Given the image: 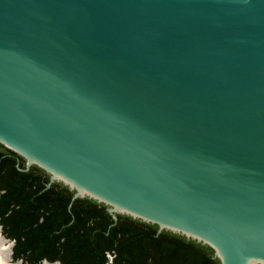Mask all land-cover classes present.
<instances>
[{
	"label": "water",
	"instance_id": "obj_1",
	"mask_svg": "<svg viewBox=\"0 0 264 264\" xmlns=\"http://www.w3.org/2000/svg\"><path fill=\"white\" fill-rule=\"evenodd\" d=\"M0 144L114 220L264 264V0H0Z\"/></svg>",
	"mask_w": 264,
	"mask_h": 264
},
{
	"label": "trees",
	"instance_id": "obj_2",
	"mask_svg": "<svg viewBox=\"0 0 264 264\" xmlns=\"http://www.w3.org/2000/svg\"><path fill=\"white\" fill-rule=\"evenodd\" d=\"M0 144V226L11 259L58 264H220L207 245L128 216L73 192ZM108 256H111L109 262Z\"/></svg>",
	"mask_w": 264,
	"mask_h": 264
},
{
	"label": "rangeland",
	"instance_id": "obj_3",
	"mask_svg": "<svg viewBox=\"0 0 264 264\" xmlns=\"http://www.w3.org/2000/svg\"><path fill=\"white\" fill-rule=\"evenodd\" d=\"M0 243H1V245H0L1 249L4 250L5 252H7V249H8V246L10 245V242L8 240H4V242L1 241ZM4 264H20V261H12L11 256H10V259H7Z\"/></svg>",
	"mask_w": 264,
	"mask_h": 264
},
{
	"label": "bare ground",
	"instance_id": "obj_4",
	"mask_svg": "<svg viewBox=\"0 0 264 264\" xmlns=\"http://www.w3.org/2000/svg\"><path fill=\"white\" fill-rule=\"evenodd\" d=\"M0 242H1V240H0ZM0 245H1V243H0ZM3 246H4V245H3ZM4 247H5V246H4ZM6 249H7V248H6ZM8 255H9V246H8L7 252H5L4 250H2V249H1V246H0V264H4L5 261H6L7 259H9Z\"/></svg>",
	"mask_w": 264,
	"mask_h": 264
},
{
	"label": "flooded vegetation",
	"instance_id": "obj_5",
	"mask_svg": "<svg viewBox=\"0 0 264 264\" xmlns=\"http://www.w3.org/2000/svg\"><path fill=\"white\" fill-rule=\"evenodd\" d=\"M108 258H109V262H110L112 257L111 256H108Z\"/></svg>",
	"mask_w": 264,
	"mask_h": 264
}]
</instances>
